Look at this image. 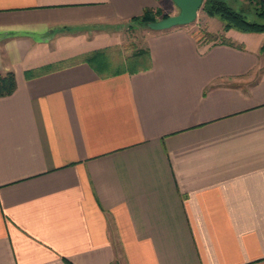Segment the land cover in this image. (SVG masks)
I'll list each match as a JSON object with an SVG mask.
<instances>
[{
	"label": "crops",
	"instance_id": "crops-1",
	"mask_svg": "<svg viewBox=\"0 0 264 264\" xmlns=\"http://www.w3.org/2000/svg\"><path fill=\"white\" fill-rule=\"evenodd\" d=\"M158 0H0V264H264V32L146 38Z\"/></svg>",
	"mask_w": 264,
	"mask_h": 264
},
{
	"label": "rangeland",
	"instance_id": "rangeland-1",
	"mask_svg": "<svg viewBox=\"0 0 264 264\" xmlns=\"http://www.w3.org/2000/svg\"><path fill=\"white\" fill-rule=\"evenodd\" d=\"M161 9L158 19L163 18L165 14L175 15L180 12V8L173 0H158ZM234 9L242 12L249 20L264 22L263 7L254 0H226ZM196 36H205L212 41H220L225 39V23L218 15L210 14L204 6L200 8L197 18L185 25ZM155 29L151 28L144 22L130 20L123 28L122 43L118 48L112 50V63L114 67L125 65L126 59L132 55L137 49H146V38Z\"/></svg>",
	"mask_w": 264,
	"mask_h": 264
},
{
	"label": "trees",
	"instance_id": "trees-1",
	"mask_svg": "<svg viewBox=\"0 0 264 264\" xmlns=\"http://www.w3.org/2000/svg\"><path fill=\"white\" fill-rule=\"evenodd\" d=\"M264 8V0H254ZM204 6L210 14L218 15L225 23V30L238 29L242 31L264 32V22L249 20L245 15L234 9L226 0H205ZM264 11V9H263ZM161 13L159 8H146L141 15L132 18L133 21L144 22L148 25L149 22L158 19ZM263 16H264V12ZM164 17L169 15L165 14ZM212 41L214 39H209ZM88 61L94 68L102 74L117 73L122 71H137L149 67L151 64L150 52L148 49H137L131 56L126 59L125 65L114 67L112 63V55L108 50H98L90 55ZM16 87V75L13 71L7 73L0 72V96L11 94Z\"/></svg>",
	"mask_w": 264,
	"mask_h": 264
},
{
	"label": "water",
	"instance_id": "water-1",
	"mask_svg": "<svg viewBox=\"0 0 264 264\" xmlns=\"http://www.w3.org/2000/svg\"><path fill=\"white\" fill-rule=\"evenodd\" d=\"M180 8V12L151 21L148 25L155 30L171 28L193 22L205 0H173Z\"/></svg>",
	"mask_w": 264,
	"mask_h": 264
}]
</instances>
